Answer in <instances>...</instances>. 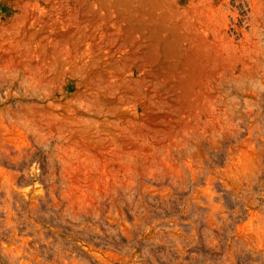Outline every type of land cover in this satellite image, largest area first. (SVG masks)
Here are the masks:
<instances>
[{"label": "rangeland", "instance_id": "rangeland-1", "mask_svg": "<svg viewBox=\"0 0 264 264\" xmlns=\"http://www.w3.org/2000/svg\"><path fill=\"white\" fill-rule=\"evenodd\" d=\"M0 264H264V0H0Z\"/></svg>", "mask_w": 264, "mask_h": 264}]
</instances>
